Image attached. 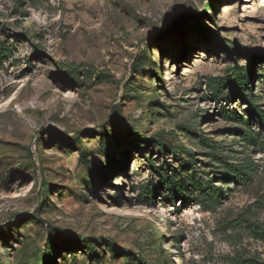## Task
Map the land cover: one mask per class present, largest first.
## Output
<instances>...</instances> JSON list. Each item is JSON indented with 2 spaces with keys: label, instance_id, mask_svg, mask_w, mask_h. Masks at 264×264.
Masks as SVG:
<instances>
[{
  "label": "rangeland",
  "instance_id": "1",
  "mask_svg": "<svg viewBox=\"0 0 264 264\" xmlns=\"http://www.w3.org/2000/svg\"><path fill=\"white\" fill-rule=\"evenodd\" d=\"M251 99L264 0H0V264H264Z\"/></svg>",
  "mask_w": 264,
  "mask_h": 264
},
{
  "label": "trees",
  "instance_id": "2",
  "mask_svg": "<svg viewBox=\"0 0 264 264\" xmlns=\"http://www.w3.org/2000/svg\"><path fill=\"white\" fill-rule=\"evenodd\" d=\"M222 49H225V46L223 45L221 47ZM233 84L236 89V93L231 95L228 100H232L233 97L242 96L247 97L246 91H250L251 89V81H250V70L236 66L233 69ZM249 105L252 109V112L257 116L259 121L264 127V112L260 107L255 104L254 100H248ZM225 113L227 116H229L230 111H226V108H224ZM242 136L246 140H251L249 145L257 148L259 150L264 151V135L261 132H254L252 130H249L248 132H243ZM261 136V137H260ZM260 137V138H259ZM173 153H177L175 149H172ZM256 168V165L251 162L247 166H238V165H229V176L231 181L235 182L238 186L240 185H246L249 182L253 180V176L251 172H253ZM222 196V195H221ZM250 228L252 229L253 234L264 243V224H250ZM251 264H263L261 262H258L256 260L252 261Z\"/></svg>",
  "mask_w": 264,
  "mask_h": 264
},
{
  "label": "bare ground",
  "instance_id": "3",
  "mask_svg": "<svg viewBox=\"0 0 264 264\" xmlns=\"http://www.w3.org/2000/svg\"><path fill=\"white\" fill-rule=\"evenodd\" d=\"M249 1H254V0H249Z\"/></svg>",
  "mask_w": 264,
  "mask_h": 264
}]
</instances>
